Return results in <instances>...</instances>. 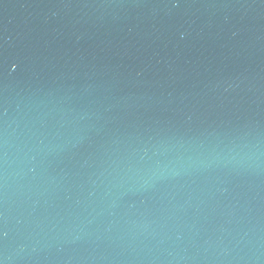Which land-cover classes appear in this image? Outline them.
<instances>
[{"label": "water", "instance_id": "1", "mask_svg": "<svg viewBox=\"0 0 264 264\" xmlns=\"http://www.w3.org/2000/svg\"><path fill=\"white\" fill-rule=\"evenodd\" d=\"M0 264H264V0H0Z\"/></svg>", "mask_w": 264, "mask_h": 264}]
</instances>
